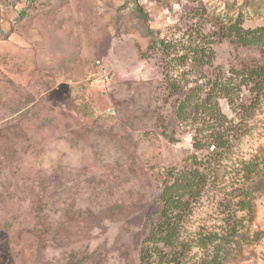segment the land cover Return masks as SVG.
I'll use <instances>...</instances> for the list:
<instances>
[{
	"label": "rangeland",
	"instance_id": "rangeland-1",
	"mask_svg": "<svg viewBox=\"0 0 264 264\" xmlns=\"http://www.w3.org/2000/svg\"><path fill=\"white\" fill-rule=\"evenodd\" d=\"M24 7L26 17L14 22ZM201 7L208 16L241 10L244 27L264 26V12H251L264 0H0V264H68L70 255L83 264H138L131 236L155 211L162 171L194 154L190 127L172 117L146 30L182 56L211 31ZM211 47L221 77L264 63L255 48L227 40ZM165 67L171 78L204 84L189 61ZM247 90L236 87L233 104L217 100L233 131L181 231L182 241L230 222L249 238L260 232L257 242L238 241L230 264H264L262 166L249 184L252 215L239 195L242 163L264 150V97L254 106ZM66 149L75 164L64 162ZM202 257L195 246L183 263Z\"/></svg>",
	"mask_w": 264,
	"mask_h": 264
},
{
	"label": "trees",
	"instance_id": "trees-1",
	"mask_svg": "<svg viewBox=\"0 0 264 264\" xmlns=\"http://www.w3.org/2000/svg\"><path fill=\"white\" fill-rule=\"evenodd\" d=\"M131 8L139 17H144L136 3H131ZM199 11V17L211 26V31L199 34L200 44L193 48H183L185 52L182 56H176L182 48L179 49L173 42L161 37L158 31L154 34L146 30L150 37L148 50L157 51L160 56L159 69L167 90L166 101H173L172 117L190 127L194 154L184 159L180 169L169 167L162 171L155 211L146 220L142 231L131 236V242L138 247V264H184L186 252L195 246L203 251L198 264H230L241 249L238 241L251 243L261 238L260 232H255L252 238L241 234L239 222L232 225L230 222L221 233L200 231L189 241L181 239V231L190 209L207 185L209 165L213 158L221 155L228 147L233 131V128L227 126L228 121L220 111L217 100L225 98L233 104L231 93L241 86L248 89L250 98L247 100L254 106L264 97V63L249 66V69H231L229 77H221V72L213 69L215 53L211 47L227 40L236 47L255 48L264 58V26L244 27L246 14L241 10L237 14L223 12L212 16L206 14L207 9L204 7ZM16 12L13 20L18 23L26 17L25 7ZM251 12L261 15L264 8H253ZM173 61H178L179 65L189 61L190 69L204 80V84L194 82L191 86L184 80L173 76L171 78V72L166 70L165 65ZM240 107L243 108V104ZM262 153V157L254 156L242 163L241 184L244 187L239 191L240 204L241 210L249 215L253 213L249 184L255 176L261 174V166L264 168L263 149ZM68 264H83V259L70 255Z\"/></svg>",
	"mask_w": 264,
	"mask_h": 264
},
{
	"label": "clouds",
	"instance_id": "clouds-1",
	"mask_svg": "<svg viewBox=\"0 0 264 264\" xmlns=\"http://www.w3.org/2000/svg\"><path fill=\"white\" fill-rule=\"evenodd\" d=\"M58 143L59 142H57V145H58ZM65 151L67 152V155L65 156L64 162L66 164H69V165L75 164V162H76L75 157L71 154L70 149H66ZM47 157L51 158V160L59 159L60 152L59 151H50L47 154Z\"/></svg>",
	"mask_w": 264,
	"mask_h": 264
}]
</instances>
